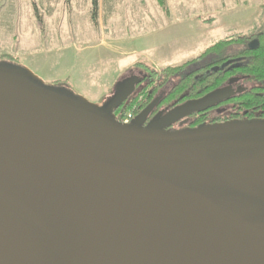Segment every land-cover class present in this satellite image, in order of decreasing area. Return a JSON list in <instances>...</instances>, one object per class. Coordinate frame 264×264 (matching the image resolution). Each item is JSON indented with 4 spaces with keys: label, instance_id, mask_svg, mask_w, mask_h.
I'll list each match as a JSON object with an SVG mask.
<instances>
[{
    "label": "water",
    "instance_id": "water-1",
    "mask_svg": "<svg viewBox=\"0 0 264 264\" xmlns=\"http://www.w3.org/2000/svg\"><path fill=\"white\" fill-rule=\"evenodd\" d=\"M0 61V264H264V119L168 129L215 89L145 121Z\"/></svg>",
    "mask_w": 264,
    "mask_h": 264
},
{
    "label": "rangeland",
    "instance_id": "rangeland-1",
    "mask_svg": "<svg viewBox=\"0 0 264 264\" xmlns=\"http://www.w3.org/2000/svg\"><path fill=\"white\" fill-rule=\"evenodd\" d=\"M142 1L119 0L123 16L111 19V0H99L97 14L93 0H0V61L27 67L58 92L102 107L123 77L147 73L156 84L166 67L200 56L220 39L264 31V0H184L173 11L180 19L173 16L166 26L127 20L125 7Z\"/></svg>",
    "mask_w": 264,
    "mask_h": 264
},
{
    "label": "flooded vegetation",
    "instance_id": "flooded-vegetation-1",
    "mask_svg": "<svg viewBox=\"0 0 264 264\" xmlns=\"http://www.w3.org/2000/svg\"><path fill=\"white\" fill-rule=\"evenodd\" d=\"M263 46L264 31L252 36L243 46L235 44L228 47L231 48V50H234L228 55L220 57L213 55L216 58H205L202 61L195 63L193 65L194 67L189 68L186 73H194L193 78L196 84L194 86L196 89L195 96L189 97L187 96L188 93H183L178 97L171 98V89L179 79H170V81H166L158 88L157 93L154 95L155 97H153V99L158 97L160 102L147 117L145 125L149 124L159 112L165 114L175 106L182 104L187 100L200 98L218 88H226L228 91L218 100V102L207 109L194 112L191 115L176 121L167 128H188L195 127L201 123H215L231 120L264 119V106L261 105V103L260 105H255L250 103V101L247 102L251 96L263 100L264 85L259 81L252 79V75L245 72L243 68L250 62V58L261 50ZM242 50L246 51V53L243 55H237V53ZM131 76L135 78L142 77V80L135 86L132 96L140 91L142 86L145 85H148L147 88L149 93H153L152 91L154 89H152V87L156 84L153 83V78L150 74L147 75V73L140 72L136 76L132 74ZM206 77L209 78L205 79ZM218 82L220 83L214 85Z\"/></svg>",
    "mask_w": 264,
    "mask_h": 264
},
{
    "label": "trees",
    "instance_id": "trees-1",
    "mask_svg": "<svg viewBox=\"0 0 264 264\" xmlns=\"http://www.w3.org/2000/svg\"><path fill=\"white\" fill-rule=\"evenodd\" d=\"M158 1L163 7L165 8L167 7L166 0H158ZM93 4L95 6L94 7L95 14H97L98 0H93ZM250 38L251 37H247L244 35H238V36L232 35L231 37H225L219 40L214 45L207 48L200 56L194 59H191L181 65L166 67L163 72L164 78L160 79L159 82H156V85L152 87V89H154L152 91L153 93L152 94L149 93L148 88H147L148 85L143 86L140 91H138L134 96L130 98V101L128 103L125 102L117 110L116 112L117 117L121 119L125 115V113L132 110L134 106H137L135 110V116L139 114L151 102L153 97H155L154 95L157 93L158 88L162 86L166 81H168L167 79L171 75L180 77L179 81L171 89L172 90L171 98L178 97L183 93H188L187 96L189 97L195 96L196 89L194 86L196 84L193 78L194 73L192 72V73L186 74L189 68L193 66L195 63H198L199 61H202L205 58H211L213 55H216L224 51L225 49H228V47L232 45L236 44V45L243 46ZM245 53L246 51L242 50L241 52H238L237 55H243ZM243 68L245 72L252 75V79L259 81L260 83L264 85V46L262 47L261 50L255 53L253 57L250 58V62L247 65H245ZM207 78L209 77H206L205 79ZM219 83L220 82L215 83L214 85H217ZM249 101L250 103L255 104V105L257 104L260 105L261 103V105L264 106V99L259 100L256 97L251 96L247 100V102ZM202 124H206V123H201V124H198L197 126H200Z\"/></svg>",
    "mask_w": 264,
    "mask_h": 264
},
{
    "label": "crops",
    "instance_id": "crops-1",
    "mask_svg": "<svg viewBox=\"0 0 264 264\" xmlns=\"http://www.w3.org/2000/svg\"><path fill=\"white\" fill-rule=\"evenodd\" d=\"M104 1H109V0H101V3ZM111 1H112L111 2L112 6H111V8H109L110 14H111L110 18L112 19L115 17V18L120 19L123 16V13H122L123 10L122 9L124 8L123 7L124 4H123V2L122 3L119 2V0H111ZM128 1H131V0H128ZM182 1H184V0H166V6H167L166 8L163 7L158 0H143L142 5L141 6L139 5L140 7H138L136 4H133L131 2L128 7H125L127 10V20L129 21V16H130L131 20L133 18H135L137 20L142 19L144 22L156 21L158 23V25L163 24L164 26H166L169 19L174 16L173 11L176 9L182 8V4H183V3H181ZM186 1H188L189 3H192V1H194V0H186ZM237 1L240 2L241 0H237ZM98 7H99V0H98ZM223 8H225V6H223ZM140 10H142V13H140ZM119 11H121V13H122L121 16L118 15V13H120ZM137 11H138V13H137ZM231 11H232L231 9L227 10V14L230 13ZM221 12L224 13V10ZM212 14H214V11H212V13L210 15H212ZM174 17H175V20L180 19L177 16H174ZM209 19L211 20V19H213V17H210ZM204 21H208V20H204ZM229 21L232 23L231 19H229ZM231 23H229V24H231ZM212 45H214V44H212ZM209 47L210 46H208L207 48H209ZM161 48L167 49V44H165V46H161ZM207 48H205V50Z\"/></svg>",
    "mask_w": 264,
    "mask_h": 264
},
{
    "label": "built area",
    "instance_id": "built-area-1",
    "mask_svg": "<svg viewBox=\"0 0 264 264\" xmlns=\"http://www.w3.org/2000/svg\"><path fill=\"white\" fill-rule=\"evenodd\" d=\"M136 108H137V106H134V108L132 110L125 113V115L119 120L123 123H130L135 118Z\"/></svg>",
    "mask_w": 264,
    "mask_h": 264
}]
</instances>
